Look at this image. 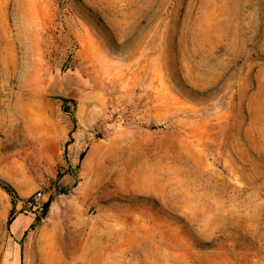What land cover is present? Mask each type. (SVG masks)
Returning a JSON list of instances; mask_svg holds the SVG:
<instances>
[{
  "label": "rangeland",
  "instance_id": "obj_1",
  "mask_svg": "<svg viewBox=\"0 0 264 264\" xmlns=\"http://www.w3.org/2000/svg\"><path fill=\"white\" fill-rule=\"evenodd\" d=\"M0 264H264V0H0Z\"/></svg>",
  "mask_w": 264,
  "mask_h": 264
},
{
  "label": "bare ground",
  "instance_id": "obj_2",
  "mask_svg": "<svg viewBox=\"0 0 264 264\" xmlns=\"http://www.w3.org/2000/svg\"><path fill=\"white\" fill-rule=\"evenodd\" d=\"M35 44V43H34ZM32 45V49L33 50H35L36 49V47H35V45ZM29 46V45H28ZM27 47V46H26ZM30 47V46H29ZM35 57V56H34ZM36 59V58H35ZM37 61H34L33 62V67H32V69H31V75H32V77H31V80H34L35 79V72H36V63ZM25 66H26V64H25ZM28 67V66H27ZM25 68V67H24ZM26 69V68H25ZM97 76L98 75H96V74H94V77H93V79H94V81L95 82H97V80H98V78H97ZM20 92V91H19ZM16 96V95H15ZM18 96V95H17ZM96 95H92V94H88V95H86V97H85V101H84V108L86 109V112H87V115L89 116L90 114H93L94 112L93 111H95L93 108H88V105L90 104V103H92V101H93V103H95V102H97V100H96V97H95ZM19 99H21V95L19 94ZM18 99V100H19ZM26 99L28 100V102H30V104H32L33 106H35L36 104H37V102H38V98H37V93H36V91L35 90H33L28 96H26ZM18 104H20V103H18ZM20 106V105H19ZM21 107V106H20ZM17 108H18V106H17ZM33 109V108H32ZM35 109V108H34ZM20 112V111H19ZM22 113H23V111H21ZM21 112H20V114H21ZM97 112L98 113H101V109H98L97 110ZM104 243V242H103ZM103 245V244H102ZM102 255V254H101ZM111 259H113V258H111Z\"/></svg>",
  "mask_w": 264,
  "mask_h": 264
},
{
  "label": "trees",
  "instance_id": "obj_3",
  "mask_svg": "<svg viewBox=\"0 0 264 264\" xmlns=\"http://www.w3.org/2000/svg\"><path fill=\"white\" fill-rule=\"evenodd\" d=\"M47 205H48V203H46V207H45V210L43 211V214H45L46 213V208H47Z\"/></svg>",
  "mask_w": 264,
  "mask_h": 264
},
{
  "label": "built area",
  "instance_id": "obj_4",
  "mask_svg": "<svg viewBox=\"0 0 264 264\" xmlns=\"http://www.w3.org/2000/svg\"><path fill=\"white\" fill-rule=\"evenodd\" d=\"M38 193H40V192H38Z\"/></svg>",
  "mask_w": 264,
  "mask_h": 264
}]
</instances>
